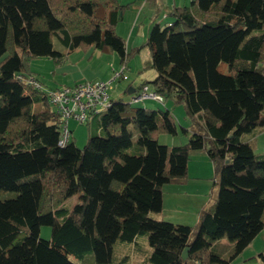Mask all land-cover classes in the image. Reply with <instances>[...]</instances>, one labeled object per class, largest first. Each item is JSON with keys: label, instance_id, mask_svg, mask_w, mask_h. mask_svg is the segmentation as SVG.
Returning <instances> with one entry per match:
<instances>
[{"label": "trees", "instance_id": "1", "mask_svg": "<svg viewBox=\"0 0 264 264\" xmlns=\"http://www.w3.org/2000/svg\"><path fill=\"white\" fill-rule=\"evenodd\" d=\"M147 2L153 25L143 45L127 50L115 32L127 7L118 0H0V191L13 193L0 199V264H76L86 253L90 264H123L114 245L142 234L147 264H225L212 252L215 241L226 237L238 254L264 228V155L247 140L264 129V0H190L162 24L158 3ZM54 37L67 52L114 51L125 69L147 47L142 71L155 76L134 93L148 86L182 104L188 141L158 143L160 133L176 134L169 110L112 98L87 119L95 130L83 147L59 146L60 117L27 82L42 85L29 70L33 58L64 57ZM201 149L218 193L191 239L192 227L150 213L161 211L165 184L186 179L189 152ZM75 194L77 203L65 208ZM43 225L51 227L47 240ZM258 259L264 263V254L244 262Z\"/></svg>", "mask_w": 264, "mask_h": 264}, {"label": "rangeland", "instance_id": "2", "mask_svg": "<svg viewBox=\"0 0 264 264\" xmlns=\"http://www.w3.org/2000/svg\"><path fill=\"white\" fill-rule=\"evenodd\" d=\"M157 5L156 19L162 23L170 21L168 15L163 13L171 10L172 0H161ZM188 4L190 0H184ZM120 4L127 5L123 11L122 19L115 26V32L124 38L126 49L141 46L145 43L147 34L152 22L154 7L147 0H118ZM177 5L183 3L182 0H176ZM153 25V24H152ZM54 49L62 52L64 57L55 60L49 57H36L29 62V70L35 74L45 89L59 88L62 86H71L75 82L81 81H103L108 82L113 78L114 72L121 69L120 57L114 51H100L97 48H74L67 52L66 47L57 38H53ZM147 47L141 49L140 53L133 56L127 62V68L123 72L121 80H113L110 84L109 94L112 98H121L125 102H131L136 107H148L150 109L169 110L176 124V134L160 133L157 141L161 145L179 146L185 144L191 132L188 128L191 125V119L186 115L182 104L174 103L170 99H164L158 102L152 99L132 102L133 94L128 93L130 86L137 88L145 81L153 79L154 70L142 71V64L149 58ZM226 64L220 65V70L226 73ZM150 88V87H149ZM53 109V106L50 105ZM70 131V140H73L77 147L81 148L87 138L93 134L95 128L92 120L85 123H78L70 119L67 122ZM183 129L187 131H183ZM252 148L255 154L264 155V132L254 139ZM200 156H204L203 161ZM207 155L204 150H191L187 163V179L182 187L179 188L183 198L189 200V205H183L179 213L171 210V200L176 199L168 193L172 190L164 185L165 208L162 213H150V216H162L166 221L188 225L192 227L191 239L197 233V226L202 207L213 203L217 199L218 185L213 166L206 160ZM196 175V176H195ZM194 177H197L195 179ZM188 194V195H186ZM13 195L11 192L0 191V199H6ZM78 201L77 194L64 201L63 206L71 209ZM187 206V207H185ZM39 236L42 239H49L51 236V227L43 225L40 227ZM212 252L223 259L225 264H245V260L250 257H257L258 254H264V228L251 240V242L242 250L235 254L234 246L226 237L220 238L212 244ZM114 256L120 258L123 264H147V258L150 254V247L147 241V235H137L131 242H116L114 245ZM90 254L86 253L84 260H77L76 264H90ZM92 261V260H91ZM92 264V263H91ZM256 264H264L258 259Z\"/></svg>", "mask_w": 264, "mask_h": 264}, {"label": "built area", "instance_id": "3", "mask_svg": "<svg viewBox=\"0 0 264 264\" xmlns=\"http://www.w3.org/2000/svg\"><path fill=\"white\" fill-rule=\"evenodd\" d=\"M125 68L114 72L113 78L108 82L84 81L72 86H62L59 88L44 90L42 85L29 79L28 84L38 90H42L46 95L49 105L60 117V137L59 146L66 145L70 140V131L67 122L72 119L78 123H85L90 115L105 111L110 105V84L113 80L123 77ZM20 78V77H19ZM152 99L163 102V98L150 90L148 86H143L133 94L132 102Z\"/></svg>", "mask_w": 264, "mask_h": 264}, {"label": "crops", "instance_id": "4", "mask_svg": "<svg viewBox=\"0 0 264 264\" xmlns=\"http://www.w3.org/2000/svg\"><path fill=\"white\" fill-rule=\"evenodd\" d=\"M157 3H159L160 4V2H162L161 0H155ZM183 1V3L182 4H180V5H177V3H176V0H172L171 1V7H173V6H183V5H187V4H185L184 2V0H182ZM172 9V8H171ZM170 11V10H169ZM169 11H167V12H165V13H163V15L162 16H166L168 13H169ZM156 21H158L157 19H156ZM159 23H161L160 21H158ZM153 24V22H151V24H150V27H151V25ZM150 29V28H149ZM35 75V74H34ZM85 81H90V80H85ZM81 82H83V81H81ZM74 84H76V82L74 83ZM73 84V85H74ZM138 88V87H137ZM129 90H132L131 92H128V93H130V94H133L134 92H135V90H136V88H134L133 86H129L128 87V89H127V91H129ZM33 108L35 109V110H39L41 107H40V104L39 103H36V104H34L33 105ZM264 132V129H259L256 133H255V135L253 136H250L249 138H247V140L250 142V144H251V146H252V142H254V139L256 138V136H258V135H260V134H262ZM207 155V154H206ZM204 156H200V158H201V160L203 161V158ZM206 160H207V163H208V161H209V159L208 158H206ZM196 176V175H195ZM195 179H197V177H194ZM186 179H187V177H186ZM185 179V180H186ZM185 180L183 181V182H171V183H168V184H165V185H167L166 187H170L172 190L168 193V195H172L174 198H176V199H173V200H171V210L172 211H174V212H177V213H179L180 211H181V208L183 207V205H189L188 203H189V200H187L186 198H183V195L184 194H181V191L179 190V188L180 187H182V185L185 183ZM165 195H166V192H165V190H164V186L162 187V209H161V211H160V213H162V211L164 210V208H165V205H166V202H165ZM186 195H188V194H186ZM187 206H185V207H187ZM200 214V213H199ZM153 218H155V219H158V220H164L165 218L164 217H162V216H154Z\"/></svg>", "mask_w": 264, "mask_h": 264}, {"label": "water", "instance_id": "5", "mask_svg": "<svg viewBox=\"0 0 264 264\" xmlns=\"http://www.w3.org/2000/svg\"><path fill=\"white\" fill-rule=\"evenodd\" d=\"M132 90H129L128 92H131ZM187 249L184 250V252L182 253V259H185L187 257L186 254Z\"/></svg>", "mask_w": 264, "mask_h": 264}]
</instances>
